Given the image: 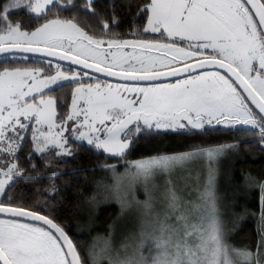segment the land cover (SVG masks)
Segmentation results:
<instances>
[{
	"label": "snow or ice",
	"instance_id": "6c2138e0",
	"mask_svg": "<svg viewBox=\"0 0 264 264\" xmlns=\"http://www.w3.org/2000/svg\"><path fill=\"white\" fill-rule=\"evenodd\" d=\"M94 2L85 0L84 11L96 16L91 8ZM70 6H73L72 0H10L0 6V63L28 59L20 53L46 52L86 69L94 68L96 72L131 81L177 77L181 72H191L193 67L203 69L214 65L227 70L226 74L202 71L174 83L146 87L108 84L101 88L97 83L78 88L76 93H84L81 98L85 107L76 110L77 97L73 94V112L66 117L74 123L72 134L79 132L76 139L86 140L110 157L124 160L133 138L141 134L162 130L191 132L203 130L205 125L210 127L215 122L239 125L245 131L255 132L264 148V2L150 0L138 9L137 16L147 14L144 32H160L162 36L166 33V38L173 40L165 44L95 39L71 20L58 18L47 20L29 33L22 30L21 24H13L8 19L10 9L24 8L31 17L46 19L57 7L63 10ZM101 28L108 29L109 25L102 23ZM185 41L186 48L179 47ZM40 43L49 47L33 46ZM65 45L67 51L60 52ZM125 48L131 51L123 52ZM137 49L141 50L139 54ZM208 49L213 54L204 56ZM160 50L174 55H152ZM190 59L196 61L194 66L187 63ZM89 60L96 63H89ZM181 63L182 68L173 66ZM59 68L57 65L55 75L45 74L46 78L39 81L43 88L54 91L62 86L60 81L80 82L77 79L80 73L67 76ZM117 68L121 71L114 70ZM165 68L168 70L163 71ZM88 75V72L83 73V76ZM28 79L33 83L28 84ZM35 84L33 70H0V145H6L0 146V153L14 158L24 139L20 132L33 131L34 153L43 154L51 148L63 150L57 155H70L64 147L67 141L59 139L66 127L52 123L56 101L41 99L37 105L24 99L33 90L43 91V88H35ZM121 88L140 95L129 100L120 95ZM30 120L47 125L49 130L59 127L60 131L54 137L43 132L36 135L37 130L27 123ZM81 128L86 131H79ZM238 147V144L196 145L183 152L124 160L123 174L117 173L115 164L102 165L103 170L112 173L114 180L112 186L104 187V193L117 199L121 214L135 205L139 213L138 229L125 238L115 254H112L110 239L105 240L99 253L93 244L87 253L91 264H100L101 259H107L108 264H262L264 233L255 251L233 247L226 240L218 206L215 165L226 151ZM197 162L207 164L202 183L199 177L193 178L189 173V166ZM0 164L3 165L0 166V197L4 198L0 199V214H11L0 218V264H84L76 244L65 230L66 225L39 212L11 206L15 203L10 195L15 178L24 177L25 173L14 162L0 161ZM157 177H163L161 185L155 183ZM125 179L126 186L123 185ZM245 180L257 183L252 177H245ZM193 181L195 187L190 183ZM137 185L143 189L144 200L135 196ZM189 188L192 190L186 191ZM259 188L264 194V182L259 183ZM157 189H160L159 196ZM129 194L131 202L127 200ZM94 201L95 195L89 202ZM25 217L42 222V225L19 219ZM261 219L264 220V211ZM109 228L111 232L113 226Z\"/></svg>",
	"mask_w": 264,
	"mask_h": 264
},
{
	"label": "trees",
	"instance_id": "16d2710c",
	"mask_svg": "<svg viewBox=\"0 0 264 264\" xmlns=\"http://www.w3.org/2000/svg\"><path fill=\"white\" fill-rule=\"evenodd\" d=\"M8 1L0 0V6L5 5ZM149 3L150 0H95L91 5L96 13V16H93L90 12L84 11L85 0H73V6L63 10L57 7L46 19L31 17V14L24 8L12 9L8 19L12 23H20L25 30H33L49 19L71 20L95 38L124 40L149 35L143 31L147 24V14L137 16L138 9ZM102 23H107L109 28L102 29ZM19 64H29V61H5L0 63V69ZM220 132L223 131L206 130L200 133L194 132L193 135L184 132L144 133L133 140L131 151L127 157L130 160H137L160 154L178 153L189 149L192 142L198 141L206 144H218L222 136ZM224 132L226 134L222 138H225L227 142L232 139H242L241 135L236 136L230 131ZM249 144L243 143L237 149L229 150L232 175L238 182H241L243 177H252L257 183H260L264 179V150L254 149ZM30 149L28 143L25 144L19 156L26 160L25 156L29 154ZM31 159L34 160L35 167L28 164L23 166L26 171L25 176L16 179L10 192L15 200L12 206L42 213L60 225H66L65 230L76 244L82 261L84 264H90L87 255L89 246L96 237L108 234L109 226L113 222L117 210L114 205H97L89 210V206L86 205V197L92 188L93 175L103 171L101 165L119 160L109 159L102 151H97L86 144H77V147L73 148L71 156L63 163L59 162V166L54 170L43 168L35 154L31 155ZM50 172L59 174L48 178H36ZM256 184L250 182L248 187H254ZM251 192L252 202L249 208L252 211H257V189H253ZM260 238V234L254 229L253 220L247 217L241 221L240 229L235 238H231L230 245L240 249L247 247L254 251L261 241ZM103 264H108V261Z\"/></svg>",
	"mask_w": 264,
	"mask_h": 264
},
{
	"label": "rangeland",
	"instance_id": "374dc122",
	"mask_svg": "<svg viewBox=\"0 0 264 264\" xmlns=\"http://www.w3.org/2000/svg\"><path fill=\"white\" fill-rule=\"evenodd\" d=\"M73 1V0H72ZM10 3V0L6 3ZM5 4V5H6ZM19 9H13V10H20ZM10 9L9 11H11ZM63 20V19H60ZM73 22V21H72ZM46 23V22H45ZM74 23V22H73ZM16 24V23H13ZM20 24V23H19ZM76 24V23H75ZM77 25V24H76ZM78 26V25H77ZM39 27V26H38ZM80 27V26H78ZM147 27V24L145 25ZM81 28V27H80ZM82 29V28H81ZM23 31H28L29 33L34 31L33 30H25L22 28ZM84 31V30H83ZM163 31V30H161ZM85 32V31H84ZM86 33V32H85ZM147 34H158L157 33H152V32H146ZM88 34V33H87ZM89 35V34H88ZM91 36V35H90ZM93 37V36H92ZM145 37V36H144ZM144 37H134L130 39H124V40H130V41H138V40H145V41H151L153 43H161L165 44L164 42L156 41L153 38H144ZM155 37V36H154ZM95 38V37H93ZM95 39H103L105 41L109 39H104V38H95ZM171 39V38H170ZM172 40V39H171ZM173 41V40H172ZM187 42H183L179 44V47L186 48ZM34 46H43V47H49L48 45L44 43H40L39 45H34ZM75 46V44H74ZM105 48H107V44L104 45ZM60 51H67V46L65 45L64 48L59 49ZM189 51H192L193 49H187ZM113 51H115L113 49ZM131 51L130 48H125L123 49V52H129ZM140 49H137V54L140 53ZM209 52H212L211 49H208ZM164 54H161V53ZM159 52H153L152 55H160L164 57H170L173 54H169L165 52L164 50H160ZM207 52L206 50L204 53ZM73 55H76L75 52L72 53ZM22 56V55H21ZM16 61H29V64H19L18 66H6L4 68H8L9 70L19 68L21 70H33L34 75H35V88H43V86L39 83L42 79H45V74L49 75H55L57 71V65L60 66L59 70L67 76H72L75 73H80V76L77 77L80 82L76 81H60L59 83L62 84L61 89L59 87L55 88L54 91H50L48 88H43L42 92H37L33 90L28 96H26L24 99L27 100L29 103H34V104H39V101L41 99L47 101L48 99H54L56 101L54 108H55V115L52 118V123L54 125H64L66 127V131L63 132V136L60 137L59 139L66 140V144L64 147L68 149L70 153H72L73 148L77 147V144H86L89 147L101 151V149H96L93 145H89L86 140H79L76 139L75 137L79 135V132L75 133V135L72 134L71 129L74 127L73 121H68L66 117L73 112V107H72V98L73 94L76 95L77 97V108L76 110L78 111L79 109L85 107L84 100L81 98L84 93H76V89L78 88H87L88 85H95L97 83L100 84L101 88H105L108 84L113 85V87L120 85H128L129 87H135V86H140V87H146L148 85H137V84H122V83H117V82H111L106 79L99 78L91 73H89L88 76H83V73L86 71H82L76 68L69 69L67 66L51 61V64H49V60H38V59H18ZM93 63H96V61L89 60ZM4 68L0 69L3 70ZM167 69V68H165ZM35 70H39V72H35ZM115 70L121 71V69L117 68ZM222 74V73H221ZM28 84H32L33 81L31 79L27 80ZM163 83V84H168ZM64 88V89H63ZM27 90V89H25ZM120 95L122 97H125L129 100L136 99L139 97L138 92H128L124 91L123 88H121ZM35 97V99H33ZM6 115V113H5ZM21 121L25 122V118L21 117ZM80 122V118L78 117L76 119V123L78 124ZM29 123L31 129L37 130L35 132L36 135H39L40 132H43L45 134H49L50 136H55L57 132L60 131L59 127H53L51 130L47 127V125H38L35 123V120H30L27 121ZM215 123V122H214ZM225 126H229L227 124H224ZM98 128L101 127V125L97 124L96 125ZM110 126V123H109ZM206 126V125H205ZM19 131V129H18ZM79 131H86V129L81 128ZM163 132H180V131H152L153 134H158V133H163ZM33 131H28L27 133L21 131L20 135L24 138L22 142V147L28 143L29 147L32 149L28 155H26L25 158L31 159V155L35 154L36 156L39 157L43 164V168L45 169H52L54 170L59 166V162L68 159L70 155L65 154V155H57V152L63 151L62 149H48L45 153L40 154V153H34L33 149L35 148V144L32 141L31 137L33 135ZM9 135H11L9 133ZM136 138H133V140ZM194 144H199L197 142H192L190 145ZM208 144H204L201 146H207ZM0 146H5L6 145H0ZM21 147V148H22ZM192 147V146H190ZM21 150V149H20ZM18 150L15 154V157H9L6 153H0V161L2 162H14L19 165V167L23 166L24 160L23 157L19 156V151ZM21 152V151H20ZM230 151H226L224 155L219 159L218 163L215 165L218 175H217V194L219 196V201H218V206L219 210L221 212V219L224 224V229L226 232V240L230 244L231 238H235V235L237 231L240 229L241 221L243 219H246L247 217L251 218L254 223V229L256 232H258L261 236L260 239H262L261 233H264V220L261 219L262 216V211H264V202H262V194L259 188V183H255L256 185L254 187H248V184L250 182H246L245 177H243V180L241 182H238L235 180V177L232 175V162L229 160L230 158ZM124 160L127 161H132L128 157H125ZM124 160H119L110 164H115L117 165V173L118 174H123L125 172V167H124ZM106 165V164H104ZM0 166H3L0 164ZM35 167V165H33ZM102 166V165H101ZM123 166V167H122ZM122 167V168H118ZM207 171V164L206 162H197L195 164H192L189 166V173L190 175L195 178L199 177L201 180V183L203 182V179L205 178ZM51 174L55 172H50ZM92 188L90 189L89 193L87 194V199H86V205L89 206V210L93 206L101 205V206H110L114 205L115 209L117 210V214L113 220V222L110 224L113 226V229L110 232V228L108 230V234L104 236H98L94 239V242L89 246L90 248L95 244L96 248L95 250L99 253L102 248H104L105 245V240L110 239L111 240V245H112V254H115V251L120 250V246L122 243L125 242V238L129 237L130 234L134 233L138 229V217L139 213L135 207V205H132V207L126 209L123 214H121V206L120 203L117 201V199L111 195H107L104 193V187L105 186H112L114 184V180L112 177V173L103 170L98 173H95L93 175V181H92ZM163 182V177H157L155 180V183L157 185H161ZM264 182V179L263 181ZM192 183V186L195 187V183ZM123 185H127V179L123 181ZM253 189H257V201H258V210H250V203L252 202V196H251V191ZM126 187L124 188V191H126ZM192 189L189 188L186 191H191ZM159 191L160 189H157L156 195L159 196ZM95 195V201L94 202H89L90 198ZM135 196L139 200H144V192L143 189L137 185L135 189ZM194 198V194L193 197ZM0 199H4L3 197H0ZM127 200L129 202L132 201V195L129 194L127 196ZM100 207V206H99ZM88 208V207H87ZM240 208V209H239ZM239 209V210H238ZM30 210V209H29ZM1 218V217H0ZM28 223V222H25ZM256 250V249H255ZM254 250V251H255ZM87 258V257H86ZM88 259V258H87ZM90 261V260H89ZM104 262H107V259H101L100 264H103ZM91 264V261H90ZM262 264H264V261H262Z\"/></svg>",
	"mask_w": 264,
	"mask_h": 264
},
{
	"label": "water",
	"instance_id": "95a60500",
	"mask_svg": "<svg viewBox=\"0 0 264 264\" xmlns=\"http://www.w3.org/2000/svg\"><path fill=\"white\" fill-rule=\"evenodd\" d=\"M261 2H263V0H261ZM34 46V45H33ZM40 48H47V47H43V46H38ZM60 51V50H59ZM60 52H63V51H60ZM20 55L22 56H27L29 58H37V59H43V60H49V61H54V62H57V63H60V64H63L65 66H68L70 68H76V69H79V70H82V71H86L88 73H91L99 78H102V79H106V80H109V81H113V82H118V83H122V84H142V85H149V84H158V83H162V82H169V81H172V80H175V79H178V78H182V77H185V76H188V75H192L194 73H197V72H201V71H205V70H218L220 72H223L224 74L227 73V70L226 69H220L218 68L217 66H207L203 69L201 68H195L193 67L192 68V71L189 72V73H184V72H181L179 74V76L177 77H169V76H165V77H160L158 80L156 81H131V80H127L123 77H120V76H108L106 75L105 73H101V72H96V70L94 68H84L83 65H78V64H75L73 63L71 60H64V59H61L59 55L57 56H49L47 55L46 52H37V53H20ZM89 63H93L91 61H89ZM196 61H192V62H189V64H192L193 66L195 65ZM175 67H178V68H182L183 65H179V66H175ZM115 70V69H114ZM163 71H167L168 69H162ZM115 71H119V70H115ZM230 75V74H228ZM232 79L234 80L235 78L232 77ZM242 88V86H241ZM246 95V94H245ZM131 127V125H130ZM131 148H132V144L130 146V151H131ZM102 153L109 159H112V160H119L118 158H115V157H110V154L104 152L102 149H101ZM130 151H128L127 155L130 153ZM126 155V156H127ZM12 207H17V206H12ZM28 211H33V210H29L27 209ZM36 212V211H34ZM40 215H44L42 213H39ZM11 214H0V217L2 218H7L8 216H10ZM46 216V215H45ZM21 219L22 221H25V222H29V223H37V224H41L42 225V222H38V221H32L30 218H19ZM51 219V218H50ZM57 223V222H56ZM59 224V223H58ZM69 235V234H68ZM70 239L71 236L69 235ZM73 241V240H72ZM74 243V241H73ZM75 244V243H74ZM78 250V249H77Z\"/></svg>",
	"mask_w": 264,
	"mask_h": 264
},
{
	"label": "flooded vegetation",
	"instance_id": "af4514ba",
	"mask_svg": "<svg viewBox=\"0 0 264 264\" xmlns=\"http://www.w3.org/2000/svg\"><path fill=\"white\" fill-rule=\"evenodd\" d=\"M144 38H153L156 41H160V42H164V43H173V41L170 38H166V33L162 36L161 33L159 32L158 34L147 35ZM206 51L207 52L203 53L204 56H210V55L213 54L212 52H209L208 50H206ZM159 53H161V52H159ZM161 54H164V53H161ZM192 61H195V60L194 59H190V60L187 61V63L192 62ZM179 65H183V64L182 63L181 64H174L173 66H179ZM205 71H208V72H220L218 70H205ZM199 73L200 72H197V73H194L192 75H196V74H199ZM220 73L224 74L223 72H220ZM185 77L178 78V79H183ZM176 80L177 79L172 80V81H169V83H174ZM111 82H113V81H111ZM163 83H167V82H162V83H158V84H163ZM137 85H142V84H137ZM206 130H209V131H223V132H220V134H222L221 139H220V143H218V144H208L207 146L238 144L239 147H240L241 144H243V143L244 144L250 143L249 145H251L254 149L259 148V149H263L264 150V148H262L261 145H260L258 135L255 132L243 130L239 125H236V126H225L224 124H215V123H213V125L210 126V127L208 125H206L203 130H193L191 132H188V131H180V132L188 133V135H193L192 133H194V132L200 133V132H204ZM224 131H230V132L236 134V136L237 135L238 136L241 135L242 137H240V138H242V139H239V140H233L232 139L230 142L229 141L227 142L225 138H222L226 134ZM172 133H175V132H172ZM247 135H249V136L247 137ZM195 138H197V137H195ZM198 142H199V144H194V145H190V146H196V145H200L201 146V145L206 144L204 142H203L204 144L201 143L200 141H198ZM190 146L188 148H190ZM23 148H24V146L21 148V150H23ZM31 150L32 149H30L29 151H31ZM187 150H189V149H187ZM187 150H185V151H187ZM20 151H19V154H20ZM22 161H24L23 166H26L27 164L33 166V164H34V160H32V159H28L27 160V158H26V160H22ZM38 161L41 162V160L39 159V157H38ZM63 162H64V160L63 161H60V163H63ZM23 166H21L20 168L23 170L24 173H26V171L23 168ZM41 166H43L42 162H41ZM55 174L58 175L59 173H55ZM48 177H53V174L47 173V174L39 175L36 178H48ZM21 178H24V177H21ZM15 179H17V178H15ZM22 222H25V221H22Z\"/></svg>",
	"mask_w": 264,
	"mask_h": 264
}]
</instances>
